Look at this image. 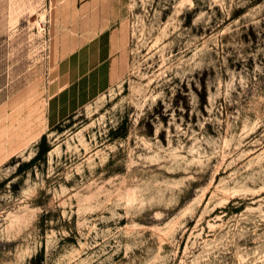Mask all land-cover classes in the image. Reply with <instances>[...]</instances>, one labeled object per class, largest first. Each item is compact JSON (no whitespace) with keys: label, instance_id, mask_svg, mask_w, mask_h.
I'll return each instance as SVG.
<instances>
[{"label":"rangeland","instance_id":"rangeland-1","mask_svg":"<svg viewBox=\"0 0 264 264\" xmlns=\"http://www.w3.org/2000/svg\"><path fill=\"white\" fill-rule=\"evenodd\" d=\"M116 1L125 79L0 165V264H264V0ZM54 9L0 0V106L47 100Z\"/></svg>","mask_w":264,"mask_h":264},{"label":"crops","instance_id":"crops-1","mask_svg":"<svg viewBox=\"0 0 264 264\" xmlns=\"http://www.w3.org/2000/svg\"><path fill=\"white\" fill-rule=\"evenodd\" d=\"M71 1L54 0L51 16L54 60L60 50L58 18L60 15L70 20L80 18L75 24L77 35L70 37L75 43L70 44L72 51L67 54L63 50V58L52 71L55 74L47 86V100H42L43 90L33 86L0 106V165L37 143L49 130L67 123L127 75L129 38L120 20L122 9L109 3L113 0H103L98 9L96 0H84V6L78 10L76 3L82 0ZM60 2L62 7L56 8ZM43 17L46 19L45 14ZM65 28L67 33L72 31Z\"/></svg>","mask_w":264,"mask_h":264},{"label":"trees","instance_id":"trees-1","mask_svg":"<svg viewBox=\"0 0 264 264\" xmlns=\"http://www.w3.org/2000/svg\"><path fill=\"white\" fill-rule=\"evenodd\" d=\"M50 150V147L49 145L47 144V141H46V136L44 135L43 138H42V141H41V144L39 146V153L38 155L32 159V163L41 159L42 157H44L47 152H49ZM24 167H21V170H23Z\"/></svg>","mask_w":264,"mask_h":264},{"label":"bare ground","instance_id":"bare-ground-1","mask_svg":"<svg viewBox=\"0 0 264 264\" xmlns=\"http://www.w3.org/2000/svg\"><path fill=\"white\" fill-rule=\"evenodd\" d=\"M43 20H45V17L42 18ZM44 30V28L42 26H38V31L39 33H42ZM43 134V133H42Z\"/></svg>","mask_w":264,"mask_h":264}]
</instances>
